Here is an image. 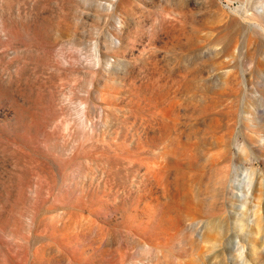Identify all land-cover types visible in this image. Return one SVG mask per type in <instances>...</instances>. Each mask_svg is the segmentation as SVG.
<instances>
[{"label": "rangeland", "instance_id": "obj_1", "mask_svg": "<svg viewBox=\"0 0 264 264\" xmlns=\"http://www.w3.org/2000/svg\"><path fill=\"white\" fill-rule=\"evenodd\" d=\"M0 264H264V0H0Z\"/></svg>", "mask_w": 264, "mask_h": 264}]
</instances>
